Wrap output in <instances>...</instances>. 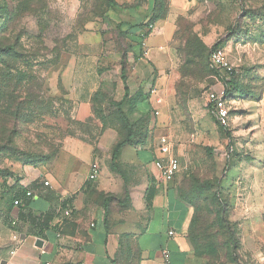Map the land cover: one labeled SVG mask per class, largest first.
I'll list each match as a JSON object with an SVG mask.
<instances>
[{"label":"rangeland","instance_id":"1","mask_svg":"<svg viewBox=\"0 0 264 264\" xmlns=\"http://www.w3.org/2000/svg\"><path fill=\"white\" fill-rule=\"evenodd\" d=\"M133 4V0H0V47L12 43L17 51L16 58L0 57V85L4 75L11 80L3 87L8 106L0 103L2 180L14 176L12 170L17 168L49 170L70 137L90 142L88 135L96 126L73 119V102L65 92H55L54 78L47 72L63 53L100 54L108 59L100 67L111 68V78L121 81L120 63L128 74L138 45L122 38L108 19L110 11ZM155 8L171 36L173 62L164 73L162 89L170 91L168 106L176 110L178 142L186 130L189 139H195L194 164L182 175V194L194 214L191 264H237L227 227L236 235L242 264H264V232H259L260 227L264 231V220L262 226L255 222L262 213L261 203L264 209V0H159ZM98 20L104 23L98 27L102 44L80 47L79 35L87 31V24ZM219 40L244 85V92L226 98L229 128L216 123L206 101L207 93L216 90L220 81L207 62L211 47ZM140 47L144 54V43ZM28 72L33 81L19 79ZM155 87L147 86L146 100L153 89L158 91ZM100 90L94 103L96 113L92 112L118 125L114 103L121 96L116 86L112 91ZM189 101L199 104L200 114L205 115L202 124L189 123ZM125 112L139 125L147 117L132 106ZM148 116L156 120L158 112L150 111ZM232 173L231 200L221 188ZM219 200L226 202L225 214ZM249 203H253L251 209ZM249 214L256 218L253 228L241 220Z\"/></svg>","mask_w":264,"mask_h":264},{"label":"crops","instance_id":"2","mask_svg":"<svg viewBox=\"0 0 264 264\" xmlns=\"http://www.w3.org/2000/svg\"><path fill=\"white\" fill-rule=\"evenodd\" d=\"M133 1L128 9L110 11L108 22L124 30L133 28L131 40L137 42L142 32L136 26L150 20L156 0ZM103 24L99 20L87 24L78 45L100 47L98 27ZM166 24L160 19L151 25L152 30L142 39L146 50L127 74L130 97L143 96L150 84L158 91L137 104L136 110L147 116L144 132L121 149L116 169L112 149L121 135L112 124L102 129L91 108V100L101 88L112 91L116 86L118 96L123 95L122 81L111 78V68L100 67L108 59L100 54L63 53L48 70L55 92H65L73 102V119L90 122L96 129L88 135L90 142L71 137L65 141L49 170L17 168L12 170L14 176L0 178V264H164L165 250L170 264H191L189 236L194 214L182 196V175L194 164L196 148L187 130L178 142L176 110L172 111L174 105L168 106L170 91L162 89L164 73L173 62ZM261 48L264 50V44ZM221 86L219 81L216 89ZM199 107L195 101L186 104L190 124H202L205 115ZM150 111L158 112L156 120L148 116ZM161 136L168 137L172 154L180 161V171L169 183L163 181L155 164L162 158L158 149ZM92 163L98 164L99 175L89 180ZM232 176L222 183L230 199ZM16 196L17 203L11 205ZM105 196H111L110 200L104 201ZM248 205L251 209L253 203ZM259 208V221L252 214L241 218L246 226L253 228L254 221L262 226V203ZM50 212L54 218L47 229L28 216ZM259 232L263 235L262 227ZM37 240L42 241L40 246Z\"/></svg>","mask_w":264,"mask_h":264},{"label":"trees","instance_id":"3","mask_svg":"<svg viewBox=\"0 0 264 264\" xmlns=\"http://www.w3.org/2000/svg\"><path fill=\"white\" fill-rule=\"evenodd\" d=\"M158 3H159V0H156V5ZM155 12H156V8H155V11H154L153 15L151 16L150 20L145 25L136 26V28L140 29V31L142 32V35L139 36L138 41L137 42L135 41L137 43V45H138L137 53H136V50H134V48H133L137 58L143 56V53L141 52V47L140 46H141V43H142V39L145 36H147V34L149 32L148 31V27L150 25H153V23H155L156 21L161 19L160 12L159 11L156 12V13ZM132 29L130 28L128 30H124L123 27H121V25L117 26V30H118V32H119V34H120V36L122 38H127L128 37V38L132 39L133 38L132 35H131L132 32H133ZM216 49H224L223 41L219 40L218 42H216L211 47V49H210V51L208 53V56H207V62H208V57H209L210 52L213 51V50H216ZM16 54H17L16 44H12L11 43L10 45H5L3 47H0V57L2 55H9V56H12V57L16 58ZM58 62H59V60H58ZM57 63H54V64L52 63L50 68L55 66ZM208 65H209V62H208ZM209 67H211V66L209 65ZM29 68H31V66H29ZM120 69H121L120 79H121L122 84H123V95L118 101H116L114 103L115 109H116V113H117L118 125H117V123L116 124L113 123L115 121L111 122L107 118L96 117L94 115L96 118L100 119L101 124H102V129L107 127L109 124H112L114 127H116L118 129V132L121 135L120 141H118L114 145V147L112 149V165H113L114 169H116L115 161L117 160L121 149L125 145L131 143V141L133 140L135 135H141L144 132V128H145V124H144L145 121L144 120H143V123L140 124V125L137 124V123L131 122V120L128 117V114L125 112V108L127 106L129 108L132 106V110L134 108L136 110L137 104L140 101H146V99L141 94H137L136 96L130 97L129 88H128V85L126 83L127 73H125V67H124V63L123 62L120 63ZM211 69H213V68L211 67ZM213 71L215 72L214 77L217 78L218 80L222 81L224 86H225V93H226L225 96H226V98L227 97L231 98V97L234 96V94H238L240 92H244V85H242V83L240 81H238L240 76H239L238 73L235 72V70H232L229 73L225 72V71L220 72V71H217L215 69H213ZM222 73H224V74H222ZM31 74H32V72L24 73L23 75H20L19 79H22V81H25V82L33 81ZM1 79H2V81H1L2 85H0V103L4 102L7 99L8 96H6L5 92L3 91V87L11 81V80H9V76H6V75L2 76ZM100 92H101V90H98L94 94V96H93V98L91 100V102H92V111L94 113H96V110H95V107H94V103H95V101H97V97L99 96ZM2 104H5L6 106H8L6 102H4ZM215 121H216V119H215ZM216 123H217V121H216ZM220 127L223 128L222 126H220ZM225 132H226L225 133L226 136H230V132L228 130L225 129ZM221 191L225 192V190L223 188H221ZM182 196H183V194H182ZM110 197L111 196H105L104 197V201H109ZM218 198L219 197H217V199ZM18 199H19L18 196L14 197L13 201L11 202V205H14V201L17 202ZM67 201H70V199H68ZM219 203H220V207L222 209H224L223 214H225L226 213L225 212L226 211V202L223 201V200H219ZM228 205H229V202H228ZM63 208H65V207H63ZM28 216H30V218H32L34 223L38 224L39 226H41L42 228H45V229L49 228V226L52 223L53 218H54V215H53L52 212H50V213H42V214H39L38 216H35V217L33 215H31V214H29ZM11 224L15 225L16 222L13 221ZM226 231H227L228 238H229L230 250H231L232 255L234 256L235 262L237 264H242L241 260L237 256L238 242H237V239H236V235L233 232V230L231 228H229V227H227ZM190 234H191V231H190ZM189 238H190V236H189ZM190 241H191V239H190Z\"/></svg>","mask_w":264,"mask_h":264},{"label":"built area","instance_id":"4","mask_svg":"<svg viewBox=\"0 0 264 264\" xmlns=\"http://www.w3.org/2000/svg\"><path fill=\"white\" fill-rule=\"evenodd\" d=\"M152 30V26L148 27V31ZM209 65L220 72H231L233 70L232 65L228 61L227 54L224 49H216L210 52L208 57ZM155 93V89L152 90V94ZM226 93L225 86H222L219 89L212 90L207 93L206 101L207 107L211 114L215 117L217 123L223 128H229L230 119H229V108L226 105ZM159 153L162 155L161 160L156 161V166L159 168L160 176L163 181L169 183L174 180L176 175L180 171V161L178 157L172 154L171 143L166 136H161L159 138ZM99 175V166L97 163H92L90 165V173L88 175L89 180H94ZM17 203V202H16ZM65 215H69V212L66 211ZM170 235L174 233L169 232ZM18 236H15L17 239ZM164 264H170L169 259L170 255L167 250L164 251Z\"/></svg>","mask_w":264,"mask_h":264},{"label":"water","instance_id":"5","mask_svg":"<svg viewBox=\"0 0 264 264\" xmlns=\"http://www.w3.org/2000/svg\"><path fill=\"white\" fill-rule=\"evenodd\" d=\"M41 242H42L41 240H37V245L40 246Z\"/></svg>","mask_w":264,"mask_h":264}]
</instances>
